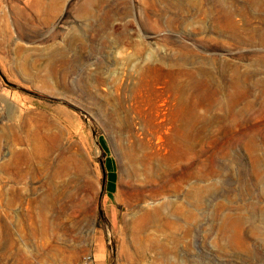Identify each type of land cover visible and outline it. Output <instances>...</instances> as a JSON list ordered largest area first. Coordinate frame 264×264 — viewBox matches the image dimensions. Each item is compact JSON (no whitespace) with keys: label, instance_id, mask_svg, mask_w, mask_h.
<instances>
[{"label":"rangeland","instance_id":"obj_1","mask_svg":"<svg viewBox=\"0 0 264 264\" xmlns=\"http://www.w3.org/2000/svg\"><path fill=\"white\" fill-rule=\"evenodd\" d=\"M47 1L0 0V264H264V0Z\"/></svg>","mask_w":264,"mask_h":264},{"label":"crops","instance_id":"obj_2","mask_svg":"<svg viewBox=\"0 0 264 264\" xmlns=\"http://www.w3.org/2000/svg\"><path fill=\"white\" fill-rule=\"evenodd\" d=\"M36 0H34L35 2ZM38 4L37 5H40L42 6L43 8L45 7L46 9L44 11H42V16L46 17L48 16L49 12H48V7L50 5V3L47 1V2H44V0H37ZM34 5H36V3H34Z\"/></svg>","mask_w":264,"mask_h":264},{"label":"built area","instance_id":"obj_3","mask_svg":"<svg viewBox=\"0 0 264 264\" xmlns=\"http://www.w3.org/2000/svg\"><path fill=\"white\" fill-rule=\"evenodd\" d=\"M79 264H93V258L92 255L87 253L84 254L79 262Z\"/></svg>","mask_w":264,"mask_h":264}]
</instances>
